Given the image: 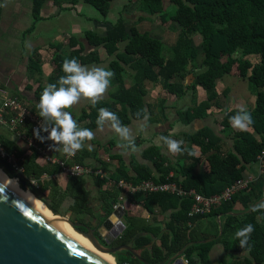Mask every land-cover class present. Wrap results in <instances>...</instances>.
Listing matches in <instances>:
<instances>
[{
    "label": "trees",
    "instance_id": "1",
    "mask_svg": "<svg viewBox=\"0 0 264 264\" xmlns=\"http://www.w3.org/2000/svg\"><path fill=\"white\" fill-rule=\"evenodd\" d=\"M5 1L0 0V9ZM84 1L101 13L103 23L109 22L116 0ZM45 2L46 0H34L33 15L36 21L41 18L40 12ZM67 2L70 6H65ZM79 3L80 0H59L64 11L75 9ZM137 3L141 5L142 12L152 17V22L179 26L177 42L169 48L171 54L168 57L164 55L163 42L152 37L149 32L143 33L137 28L129 31L125 17L116 21L105 37L96 32L87 33L91 45L97 48L88 55L85 47L77 49L79 42L74 38L70 44L73 48L70 56L64 54L62 44L50 45V49L55 50L52 61L56 68L49 83H56L65 75L62 70L65 58L74 57L82 65L101 63L100 48H105L110 57L117 56V60L110 67L115 73L111 83L118 87L114 96L116 102L108 104L99 101L96 108L90 105L77 119L78 125L92 131L98 129L96 119L100 107L116 113L126 126L133 120L142 119L143 113L140 117L136 113L144 109L149 113L152 109V105L146 101L149 95L147 81L162 85L170 94L180 98L188 90L195 91L197 87L205 92V100L194 103L187 110L179 111L180 121L184 124L189 125L195 120L214 115L213 108L218 109L215 113L221 114V119L217 131L202 127L193 134L186 133L185 140L188 145L182 148L187 151L180 153L181 158L178 157L176 161L165 157L159 149H150L146 159L154 162L161 173L159 176L149 166L133 163L131 168L135 175H131L130 169L125 166L117 168L110 178L101 175L66 176L62 182L57 176L53 177L61 174V168L50 163H40L39 154L34 148H30L31 154L22 163L24 173L16 174L26 181L30 190L49 201L63 215H67L63 206L71 198L72 202L68 206L70 219L95 228L97 233L114 212L122 194L128 193L119 184L123 179L134 185L146 180L176 183L184 190L193 189L205 196H211L222 192L236 179L243 178L245 171L259 163L258 158L264 152V0H170L169 7L173 6L175 9L172 12L164 5V0H138ZM195 36L200 37L198 46L193 41ZM127 41L125 52L119 53L120 44ZM236 53H240L241 57L236 58ZM199 57L202 58L200 62ZM125 65L131 66L136 72L131 89L126 88ZM189 75L194 79L190 85H186ZM227 75L247 81L248 90L255 97V104L247 110L254 123L245 131L235 130L229 124V116L235 115L239 110L226 108L225 103H222L229 94V89H225L222 94L216 90L217 81ZM44 87L40 86L36 92L38 103ZM120 105L123 109L119 108ZM33 111L37 113L35 108ZM225 140L229 142V146ZM88 142H85L86 145ZM0 144L9 154H16L20 159L24 155L14 142L0 138ZM189 152H194L195 155H189ZM93 158L85 147L75 157L74 163L93 167L95 170L102 169L106 173L112 171L111 165L101 160V167L92 166L89 160ZM203 159L206 163H203V170L197 173ZM0 168L7 173L1 164ZM44 174L51 177L43 179ZM89 176L100 187V199L103 202L100 206L92 203V192L88 188ZM31 177L39 180L38 186L31 184ZM21 187L26 189L23 185ZM128 196H132L131 202L142 204L151 214H157V208L163 214L168 211L172 213L169 220H156L152 223L147 218L132 215L128 210L125 231L113 240L103 237L102 242L112 247L130 244L148 262H144L128 249H122L114 253L119 264H166L185 246V256L190 264H211L210 251L216 242H223L226 250L232 253H237L240 249L249 252V256L223 260L222 264H264L263 210L251 211L254 202L264 196V178L249 182L245 189L238 191L230 200L204 214H192L195 202L193 196L178 192L140 191ZM236 205H240L238 210ZM238 211L243 213H233ZM220 214L224 216V222L222 235L218 236L219 228L217 230L218 225L214 218ZM207 219L214 223L215 231L206 227ZM247 224H252L254 231L248 245L241 248L235 233ZM80 228L86 230L85 226ZM154 237H157V241L152 244ZM208 238L215 239L207 243L197 242Z\"/></svg>",
    "mask_w": 264,
    "mask_h": 264
},
{
    "label": "crops",
    "instance_id": "2",
    "mask_svg": "<svg viewBox=\"0 0 264 264\" xmlns=\"http://www.w3.org/2000/svg\"><path fill=\"white\" fill-rule=\"evenodd\" d=\"M137 2L138 0H116L112 6L109 22L103 23V16L101 13L96 8V11L90 9L88 5H91L87 4L84 0H80V3L75 9L65 11L61 9L59 0H46L40 12L41 18L37 21L34 19L33 15L34 0H6L0 9V83L6 90L7 95L20 98L33 110L38 103L36 96L38 88L47 85L50 78L55 75L56 66L52 61L55 50L50 49V45L62 44L64 46V54L70 56L73 51L70 44L74 38L79 42L77 49L82 46L85 47V53L88 55L97 48L91 45L87 33L96 32L102 37H105L108 32L113 29V26L116 24L115 22L121 17H125V24L129 31L133 28L140 30V27H142L145 32H151V36L163 42L164 45L170 48L173 47L180 33L179 26L171 25V29L176 30L170 32L169 23L163 24L150 21L152 17L142 12L140 9L141 5ZM65 6H70V3H65ZM85 7H88L93 13L89 12V14L83 15V9ZM116 9L119 13L117 17L114 16V11H116ZM84 19L88 21V23L93 24L92 28H81L82 23L78 22V20ZM28 45H31V47H28ZM127 45L128 41L121 43L119 53L125 52ZM99 52L101 63L91 62L83 65L89 68L98 66L111 69V64L114 60H117V56L110 57L105 48H100ZM125 69L126 88L131 89L134 85L136 72L131 66L125 65ZM193 79V76L189 75L185 84L190 85ZM173 82H175V80H173ZM146 86L149 90L146 101L152 105V109L148 113L150 118L146 122L147 127L143 131L140 130V124L145 123L143 118L133 120L132 123L128 125L131 129V135L135 137L137 150L133 152L127 147L125 149L121 148L119 146L121 143L119 137L110 129V126L106 124L103 131L98 129L94 130L95 138L87 143V145L92 146L90 152L94 158L89 160L92 166L101 167L99 162V160H101L111 165L112 171L108 172L109 175H112L117 168L125 166L130 169L131 175H135L134 170L131 168L133 163L143 164L149 166L156 175L159 176L161 173L155 167L154 162L146 159L150 149H159L165 157L174 161H176L178 157L181 158L180 153L172 154L168 151L167 147L163 145V142L159 140L161 135L171 136L176 140L182 139L184 141L182 146L187 147L188 144L185 140L186 133L193 134L202 127L215 128L212 127L211 124H208L207 121L212 120V117L216 115L209 116L203 120H195L189 125L180 121L179 111L187 110L189 107L193 106L194 103H200L206 99V94L200 87H197L195 91L188 90L187 94L183 98H180L177 95L170 94L160 84L155 85L147 81ZM117 91L118 87L110 83L101 101L108 104L115 103L116 100H114V96ZM1 100L3 99L0 97V104ZM227 104L225 103V105ZM89 107L90 104L87 99L82 98L79 103L73 105L70 109H65V111H70L73 118L77 121ZM119 108L123 109V106L120 105ZM46 122L52 126V122ZM82 125H85V123H82ZM190 127L193 129L192 132H190ZM217 130L219 129L216 128L215 131ZM0 138L16 143L17 147L24 152L22 158H19L22 163L31 154L30 148L33 147H30L27 141L19 136L17 132L11 131L8 127L0 125ZM124 143L125 145L127 144V142ZM225 143L229 146L227 140H225ZM51 150L56 157L63 158L62 151L56 152L53 149ZM197 156H200L199 151L197 152ZM39 162L46 163L43 162L41 158H39ZM203 163H206L205 159H203L201 165L198 166L197 173L203 170ZM253 166L250 168L251 170L244 172V177L250 176L254 178L253 181L262 180L264 178V173L262 174L259 172L260 166L258 164ZM65 177L66 175H57V178L62 182L65 180ZM88 188L92 192L93 205L100 206L103 203L100 199V187L96 184V180L92 176H89ZM122 195L124 196V200L121 201V204L124 205L127 213L128 210H130L132 215L142 216L149 219L152 223L156 220H162L164 222V220L170 219L172 211L163 214L161 210L157 208V214H151L142 204L131 202L130 198L132 196H128V193ZM263 198L264 196L261 199ZM71 202L72 199L68 198L63 206V210L69 217L71 212L68 210V206ZM238 208H240V205H236L237 210ZM233 213L238 214L243 212L238 211ZM262 213L264 216V210ZM257 219L260 221L259 216ZM214 220L218 225L217 230L219 228L218 232L220 233L222 223L224 222V216L220 214L216 216ZM123 221L125 223L127 222L126 215ZM207 226L212 231L216 230L214 223L209 219L206 221V227ZM105 231L107 236L113 235L110 236V238L108 237L109 240L115 239L111 230L105 229ZM218 236L221 235L218 234ZM244 256H249V252L240 249L237 253H232L226 250L223 242H216L210 251V262L211 264H222L223 260H232L233 258L241 259ZM184 257L186 258L185 254ZM187 263L190 264L188 261Z\"/></svg>",
    "mask_w": 264,
    "mask_h": 264
},
{
    "label": "clouds",
    "instance_id": "3",
    "mask_svg": "<svg viewBox=\"0 0 264 264\" xmlns=\"http://www.w3.org/2000/svg\"><path fill=\"white\" fill-rule=\"evenodd\" d=\"M31 47V45H28ZM62 70L65 75L61 76L56 83L45 85L41 93L39 103L35 105L38 115L43 117L45 121L52 122L49 128L48 124L34 129V136L37 140L43 142L49 139L54 144L49 145L54 151H61L68 156H74L77 151L83 150L85 147L89 151L92 150L91 145H86V141L95 138V133L89 128H82L73 118L70 111L65 109L72 108L73 105L80 102L82 98H86L92 108H96L99 101L104 98V94L108 90L111 80L115 73L106 67L82 65L76 58H65L62 63ZM143 113L145 123L140 124V130L143 131L149 120L147 110H141L136 113L140 117ZM254 123L251 114L244 108L239 109L235 115L229 116V124L232 128L240 131L247 130ZM109 125L110 129L117 134L120 140L121 148H129L135 152L137 146L135 137L131 135V129L122 124L116 113L106 107L98 109V117L96 125L98 130L103 131L105 125ZM41 131L48 132V136L44 137ZM159 140L163 142L172 154L183 153L187 149L182 148L184 141L173 139L171 136L161 135ZM124 142H127L125 145ZM58 145V147H57ZM189 155H195L189 152ZM7 176L3 177L4 178ZM10 184H0V193L4 194L5 202H7L6 189ZM264 210V201H261L251 208V211L257 212ZM254 231L252 224H247L235 233V237L239 240V245L244 248L248 245L251 234Z\"/></svg>",
    "mask_w": 264,
    "mask_h": 264
},
{
    "label": "water",
    "instance_id": "4",
    "mask_svg": "<svg viewBox=\"0 0 264 264\" xmlns=\"http://www.w3.org/2000/svg\"><path fill=\"white\" fill-rule=\"evenodd\" d=\"M0 164L12 178L18 179L20 186L23 185L25 190H30L26 181L15 173L7 160L0 158ZM0 184L2 183L0 182ZM6 192L7 202H5L4 194L0 193V264H111L89 247L66 235L56 224H53L17 195L12 188L8 187ZM34 194L73 230L87 237L97 249L113 255L119 250L128 249L144 262H148L130 244L112 247L102 242L103 237L109 240L105 229L111 230L115 238L125 231L127 227L123 221L127 214L125 207L121 206L119 209H115L97 233L95 228L71 220L69 216L56 210L49 201L36 193ZM260 201L255 202L251 208ZM80 226H85L86 230H82ZM222 232L221 226L219 235H222ZM213 239L208 238L197 242L207 243ZM156 241L157 237H154L152 244ZM186 248L187 246L171 257L166 264H188L184 257Z\"/></svg>",
    "mask_w": 264,
    "mask_h": 264
},
{
    "label": "built area",
    "instance_id": "5",
    "mask_svg": "<svg viewBox=\"0 0 264 264\" xmlns=\"http://www.w3.org/2000/svg\"><path fill=\"white\" fill-rule=\"evenodd\" d=\"M0 125L8 127L11 131L17 132L30 147H33L43 162L57 165L61 168V174L66 176H85V175H101L105 178H110V175L102 169L95 170L93 167L84 166L74 163V159L79 155L80 151H77L74 156H68L63 154V158H58L54 155L49 145L54 144L53 141L45 139L43 142L37 140L34 136V129L41 127V125L48 124L42 117L29 107V105L23 102L18 97L8 96L6 90L0 83ZM49 128L51 127L48 124ZM42 136L47 137L48 132L41 131ZM58 146V145H57ZM62 151V150H61ZM0 158L5 159L11 164L15 173L23 174L24 167L22 161L16 156V154H9L5 148L0 144ZM259 163L261 173H264V152L259 156ZM57 175H53L56 177ZM20 177V176H19ZM51 175L44 174L43 179L50 178ZM254 178L250 176L236 179L231 185L226 187L222 192L213 194L211 196H205L193 189L184 190L180 188L176 183H160L155 180H146L139 185H134L127 180H121L120 186L124 188L128 194H134L140 191L143 192H157V191H172L178 192L182 195L193 196L195 202L193 204L192 214H204L210 212L213 208L223 204L225 201L230 200L238 191L245 189L248 183L253 181ZM31 184L38 186L39 180L36 177L30 178ZM126 198V197H125ZM124 200L122 195L121 199L115 205V209H119L121 201ZM188 261V260H187Z\"/></svg>",
    "mask_w": 264,
    "mask_h": 264
},
{
    "label": "rangeland",
    "instance_id": "6",
    "mask_svg": "<svg viewBox=\"0 0 264 264\" xmlns=\"http://www.w3.org/2000/svg\"><path fill=\"white\" fill-rule=\"evenodd\" d=\"M164 3H165L164 5L167 6L168 10H170L171 12L173 10H175L173 6L169 7L170 0H164ZM88 7H90V9L95 10V8L92 6L88 5ZM88 7H85L83 9L84 10L83 15H87V14H89V12L93 13V11H90V9H88ZM119 8H120V6H119ZM118 14H119L118 10L116 9V11H114V16L117 17ZM150 21H152V20H150ZM78 22L82 23L81 28H84V29H89V28H92V26H93V24L88 23V21H86L85 19L84 20H78ZM171 25H174V24L169 23L168 26H170V30L169 29L168 30L170 32H174V30H176V29H174V30L171 29V27H172ZM140 30L143 33L145 32L142 27H140ZM193 41L198 46V44L200 42V37L195 36ZM164 47H165L164 55L166 57H168L171 54L170 49H169L170 47H168L166 45H164ZM235 57L239 58V57H241V54L236 53ZM201 59L202 58L199 57L198 62H200ZM225 89H229V94H227L226 99L225 98L223 99L222 103H226V104L228 103L227 105H225L227 108H233V109L244 108L246 110H249V108L255 104V102H254L255 97L248 90L247 81H243V79H241L237 76L235 77V76L227 75L224 78H222L221 80H218L217 86H216V90L218 91L219 94H222ZM213 111H214V115H216V116L212 117L213 119L211 118L212 120L207 121V123L211 124L212 127H215L214 129L216 130V128L219 129L218 122L221 119V114L215 113V112H218V109H216V108H213ZM215 119H216V121H215ZM212 121H213V123H212ZM190 129H191L190 132H192L193 129L191 127H190ZM259 172H261V170H259ZM31 195L34 197L32 192H31ZM110 236H113V235H109L108 237L110 238Z\"/></svg>",
    "mask_w": 264,
    "mask_h": 264
},
{
    "label": "bare ground",
    "instance_id": "7",
    "mask_svg": "<svg viewBox=\"0 0 264 264\" xmlns=\"http://www.w3.org/2000/svg\"><path fill=\"white\" fill-rule=\"evenodd\" d=\"M4 176L7 177H5L3 180ZM0 182L5 184H10L11 186H9V188H12L17 195H19L22 199L28 202L33 208H35L40 214H42L44 217L50 220L53 224H56L62 231L65 232L66 235L89 247L91 250H93L96 254L101 256L109 263L119 264L117 262L116 257L113 254L97 249L87 237L73 230L64 220H62L57 215H55L42 200L38 199L32 191L30 190L27 191L23 189L16 178H12L9 175H7L4 172V170L1 168H0ZM31 192L33 193L34 197L31 195Z\"/></svg>",
    "mask_w": 264,
    "mask_h": 264
}]
</instances>
